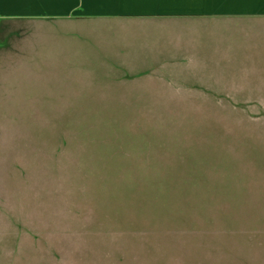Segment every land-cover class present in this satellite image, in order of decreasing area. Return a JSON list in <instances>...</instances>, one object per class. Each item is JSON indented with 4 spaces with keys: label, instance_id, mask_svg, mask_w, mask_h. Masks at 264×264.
I'll return each mask as SVG.
<instances>
[{
    "label": "rangeland",
    "instance_id": "rangeland-1",
    "mask_svg": "<svg viewBox=\"0 0 264 264\" xmlns=\"http://www.w3.org/2000/svg\"><path fill=\"white\" fill-rule=\"evenodd\" d=\"M188 23L0 33V264H264V29Z\"/></svg>",
    "mask_w": 264,
    "mask_h": 264
},
{
    "label": "crops",
    "instance_id": "crops-1",
    "mask_svg": "<svg viewBox=\"0 0 264 264\" xmlns=\"http://www.w3.org/2000/svg\"><path fill=\"white\" fill-rule=\"evenodd\" d=\"M95 19L154 22L159 27L174 21H216L214 25L241 29L242 34L250 37L254 31L264 29V0H0V33L4 38L1 49L8 48L13 40L19 49L18 40L28 27L49 23L79 25ZM14 23L16 30L9 28ZM0 60L6 62L3 54ZM3 64L0 87L7 78L19 84V60L8 69ZM16 98L19 101L18 94Z\"/></svg>",
    "mask_w": 264,
    "mask_h": 264
}]
</instances>
